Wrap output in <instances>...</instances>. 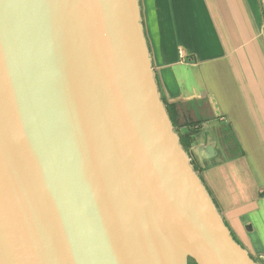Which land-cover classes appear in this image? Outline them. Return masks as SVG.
Returning a JSON list of instances; mask_svg holds the SVG:
<instances>
[{
	"label": "water",
	"instance_id": "1",
	"mask_svg": "<svg viewBox=\"0 0 264 264\" xmlns=\"http://www.w3.org/2000/svg\"><path fill=\"white\" fill-rule=\"evenodd\" d=\"M204 185L139 0H0V264H257Z\"/></svg>",
	"mask_w": 264,
	"mask_h": 264
},
{
	"label": "crops",
	"instance_id": "2",
	"mask_svg": "<svg viewBox=\"0 0 264 264\" xmlns=\"http://www.w3.org/2000/svg\"><path fill=\"white\" fill-rule=\"evenodd\" d=\"M139 4L152 68L174 130L235 239L264 264L261 2ZM207 144H213L216 155L202 159L197 148Z\"/></svg>",
	"mask_w": 264,
	"mask_h": 264
},
{
	"label": "trees",
	"instance_id": "3",
	"mask_svg": "<svg viewBox=\"0 0 264 264\" xmlns=\"http://www.w3.org/2000/svg\"><path fill=\"white\" fill-rule=\"evenodd\" d=\"M180 142H181V144H182L183 148H184V149L187 151L188 149H187V147H186V146H184V145H183V142L181 141V139H180ZM192 164H193V163H192ZM193 165H194V164H193ZM194 168H195V166H194ZM195 169H196V168H195ZM233 237H234V236H233ZM234 238H235V237H234ZM189 264H195V263H194V261H193V260H191V259H190V261H189Z\"/></svg>",
	"mask_w": 264,
	"mask_h": 264
},
{
	"label": "rangeland",
	"instance_id": "4",
	"mask_svg": "<svg viewBox=\"0 0 264 264\" xmlns=\"http://www.w3.org/2000/svg\"><path fill=\"white\" fill-rule=\"evenodd\" d=\"M158 87H159V85H158ZM159 91H160V89H159ZM161 94V93H160ZM190 157V156H189Z\"/></svg>",
	"mask_w": 264,
	"mask_h": 264
},
{
	"label": "flooded vegetation",
	"instance_id": "5",
	"mask_svg": "<svg viewBox=\"0 0 264 264\" xmlns=\"http://www.w3.org/2000/svg\"><path fill=\"white\" fill-rule=\"evenodd\" d=\"M189 152V151H188ZM192 160V159H191Z\"/></svg>",
	"mask_w": 264,
	"mask_h": 264
}]
</instances>
